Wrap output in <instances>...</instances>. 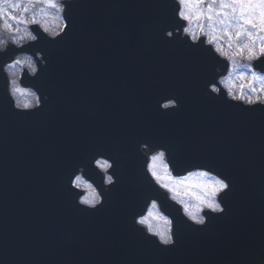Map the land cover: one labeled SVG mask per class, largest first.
<instances>
[{
  "label": "water",
  "instance_id": "obj_1",
  "mask_svg": "<svg viewBox=\"0 0 264 264\" xmlns=\"http://www.w3.org/2000/svg\"><path fill=\"white\" fill-rule=\"evenodd\" d=\"M63 4L59 36L33 26L36 41L0 49V264H264V105L212 92L229 63L204 36H182L176 0ZM21 54L38 68L20 81L39 96L31 110L16 108L5 71ZM253 65L264 73V57ZM144 145L176 176L227 178L223 211H204L205 225L186 218L150 176ZM100 158L112 164L108 186ZM79 174L97 207L80 203ZM152 201L174 245L136 224Z\"/></svg>",
  "mask_w": 264,
  "mask_h": 264
},
{
  "label": "rangeland",
  "instance_id": "obj_2",
  "mask_svg": "<svg viewBox=\"0 0 264 264\" xmlns=\"http://www.w3.org/2000/svg\"><path fill=\"white\" fill-rule=\"evenodd\" d=\"M62 1L63 0H55L58 4ZM207 2L208 0H205V3L201 4L200 8L206 11ZM13 5L15 6L13 7ZM0 6L4 8L3 12H0V19L2 20L3 26L0 41H4V43L0 44V48L5 49L9 43L16 46H22L28 42L34 41L31 39L33 33L30 31V26L34 24L39 25L40 28L51 37H56L64 28L62 17L63 10L51 8L44 3L43 0H9L7 5L4 4V0H0ZM214 7L218 8L219 4H215ZM190 11L193 19L190 24L187 22V26L191 27L192 33L197 37H199L200 34H205L207 36V43L212 40L213 36L217 37L215 44H209H212L216 51L217 48H222V51H217L218 54L230 62V71L228 75L221 80V84L227 89L229 96L235 100L243 101L246 104H249L247 103L246 97L251 96L255 99V96L259 94L264 98V74L262 75L256 72L260 78L253 81L252 63L256 59H247L246 50L243 55H234V53L237 52V44L246 43L247 37L241 36L237 39L235 37L236 29L230 26L229 31L232 33L230 38L219 24H216L215 30H213L212 28H209V22L206 19L201 18L200 20H197L195 18L196 12L198 11L196 6H191ZM12 16H15L16 19H11ZM33 20H35L36 23H33ZM19 21H27V23H20ZM201 24L204 28L203 32L200 31L199 26ZM45 29H47V31H45ZM260 35H264V33H261ZM229 45H231V47H229ZM256 45L258 51V38L256 40ZM23 69H27L31 74L36 72V65L33 59L28 55L20 56L15 63L8 66L7 73L11 79V92L15 99L16 106L19 104L21 106H17L18 108L29 109L38 104V99L32 91L20 87L19 80ZM234 97H241V99H236ZM24 104H28L29 107H23ZM165 164L164 160L156 161V170L164 179L162 181L155 180L160 186H162V183H169L170 186L175 189L174 192H169L171 198L182 206L184 214L191 220L185 211L184 204L187 203L190 208H194V206L199 203L194 194L202 193L204 191V186L213 183L217 178L203 172H194L183 178H174L168 167L167 170L165 169ZM75 184L87 192V195L82 202L85 199L94 198L93 193L97 195L94 189L88 184H85L82 180H77ZM152 206L153 207H151L146 217H144L148 221L145 225H147L148 228L151 226L152 229H155L156 231L151 232L158 237L159 235L157 232L164 230L171 235V223L169 219L160 213L156 205ZM207 209L208 208L202 206L199 210V215L202 216V211Z\"/></svg>",
  "mask_w": 264,
  "mask_h": 264
},
{
  "label": "snow or ice",
  "instance_id": "obj_3",
  "mask_svg": "<svg viewBox=\"0 0 264 264\" xmlns=\"http://www.w3.org/2000/svg\"><path fill=\"white\" fill-rule=\"evenodd\" d=\"M49 7L55 8L58 10H63L65 5L63 3H56L55 0H43ZM9 0H4V4L7 5ZM205 0H179V6L177 9V15L181 20L190 22L193 19L192 13L190 11L191 6H196L198 11L196 12V19L200 20L201 18L206 19L209 23V28L215 30V25L219 24L223 31L231 38L232 33L229 31V27H234L235 37L239 39L241 36L247 37V42L244 44H237V52L234 55H243L245 50L247 51V59L259 60L261 57H264V35H260L264 33V0H208L206 3V11L200 8L201 4H204ZM215 4H219V7H214ZM15 5H13L14 7ZM67 7H71V5H67ZM4 8L0 6V12H3ZM11 19L15 20L16 17L12 16ZM20 23H27V21H19ZM36 23L35 20L32 21ZM67 27V23H65V28ZM200 31L203 32L204 28L201 24ZM47 31V29H45ZM183 32L186 35H189L193 42L198 41V37L192 33V29L190 26L183 27ZM174 35L173 32H168L167 36L172 37ZM259 39L258 51L256 40ZM32 40H36L37 36L33 35L31 37ZM217 37L213 36L212 40L209 43L215 44ZM199 42L203 43V40ZM4 43V41H0V44ZM231 47V45H229ZM217 51H222V48H217ZM226 55V54H225ZM253 81L257 78H260L254 69H252ZM254 90V89H253ZM212 91L220 92L221 89L213 85ZM236 99H241V97H234ZM247 103L253 104L257 102L264 103V98L261 95L257 94L255 99L251 96L246 97ZM39 103V100H37ZM176 101L170 100L168 104H165V108H169L171 106H175ZM20 107L21 105H17ZM23 107H29L28 104H24ZM165 156L164 152H157L155 155L151 157L152 163L149 165V169L151 171V175L157 180L162 181V178L157 170H156V161H162ZM102 168H110L111 165L105 160L102 164L100 161L96 162ZM167 165L165 164V169L167 170ZM77 180L80 177H76ZM108 183H113L112 176L107 177ZM162 187L169 192H174L175 189L170 186L169 183H162ZM232 190L230 181L225 179H216L213 183L205 185L204 191L200 194H194L199 203H197L194 208H190L187 203L184 204L185 211L187 215L193 220L195 223L200 225H205V217L199 215V210L201 207H206L213 211L222 212L221 204L217 202V196L224 192H230ZM94 198L85 199L83 202L89 205H95L100 197L93 193ZM140 224H147L148 221L146 218H141L138 221ZM150 231H156L149 226ZM160 241L165 245H174L173 236L170 235L166 230L158 231Z\"/></svg>",
  "mask_w": 264,
  "mask_h": 264
},
{
  "label": "flooded vegetation",
  "instance_id": "obj_4",
  "mask_svg": "<svg viewBox=\"0 0 264 264\" xmlns=\"http://www.w3.org/2000/svg\"><path fill=\"white\" fill-rule=\"evenodd\" d=\"M102 163H103V162H102ZM102 163H101V164H102ZM102 170H103L104 172H106V171H107V168H103ZM107 177H108V175L105 174V184H111V183H108V182H107ZM83 181H84V180H83ZM86 184H89V183L86 182ZM86 195H87V194H85V196H86ZM95 205H96V204H95ZM92 206H93V205H92Z\"/></svg>",
  "mask_w": 264,
  "mask_h": 264
}]
</instances>
